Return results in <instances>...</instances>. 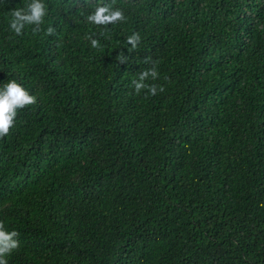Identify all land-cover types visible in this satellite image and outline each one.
<instances>
[{
	"label": "trees",
	"instance_id": "trees-1",
	"mask_svg": "<svg viewBox=\"0 0 264 264\" xmlns=\"http://www.w3.org/2000/svg\"><path fill=\"white\" fill-rule=\"evenodd\" d=\"M28 2L0 0V84L37 97L0 139L9 264H264V0H114L107 29L44 0L15 36Z\"/></svg>",
	"mask_w": 264,
	"mask_h": 264
},
{
	"label": "clouds",
	"instance_id": "clouds-1",
	"mask_svg": "<svg viewBox=\"0 0 264 264\" xmlns=\"http://www.w3.org/2000/svg\"><path fill=\"white\" fill-rule=\"evenodd\" d=\"M47 14L48 6L44 3V0H29L23 7L10 10L11 19L9 21V28L15 36L23 35L27 26H31L33 33H38L43 30L42 25ZM85 20L89 24L97 27L103 26L104 29H107L109 25L125 21L126 17L124 11L115 6L114 0L111 3L97 0L94 10L85 16ZM54 31L55 29L49 26L46 29V34L51 35ZM104 34V31H100V35ZM87 39H89V35ZM126 42L131 45V48L128 50L129 52L136 49L140 42L139 33L134 32L128 36ZM91 47L100 48L101 45L96 39H92ZM116 59L120 64H125L128 56L119 53ZM145 63H152V67L141 71L138 79L132 81L135 92L139 94L141 90L147 89L148 94L156 95L158 88L160 92H163V86L145 83L149 77L153 80L159 77L155 62L151 61L150 57L145 58ZM36 102L37 97L23 83L19 82L18 79H8L6 82L0 84V139L6 137L11 129L15 127L18 112ZM18 237V231L7 230L5 223L0 220V264H9L8 257L20 246Z\"/></svg>",
	"mask_w": 264,
	"mask_h": 264
}]
</instances>
